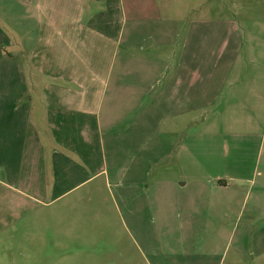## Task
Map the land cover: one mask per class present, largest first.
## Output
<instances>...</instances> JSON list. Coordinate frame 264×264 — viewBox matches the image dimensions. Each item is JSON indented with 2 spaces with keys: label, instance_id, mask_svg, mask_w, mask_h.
<instances>
[{
  "label": "crops",
  "instance_id": "0c3cea01",
  "mask_svg": "<svg viewBox=\"0 0 264 264\" xmlns=\"http://www.w3.org/2000/svg\"><path fill=\"white\" fill-rule=\"evenodd\" d=\"M4 1L0 264H82L101 249L106 189L122 203L147 192L157 214L178 206L214 264H264V138L181 130L213 60L193 54L197 22L180 51L182 0Z\"/></svg>",
  "mask_w": 264,
  "mask_h": 264
},
{
  "label": "rangeland",
  "instance_id": "374dc122",
  "mask_svg": "<svg viewBox=\"0 0 264 264\" xmlns=\"http://www.w3.org/2000/svg\"><path fill=\"white\" fill-rule=\"evenodd\" d=\"M187 3L192 8L190 14H184ZM8 6L10 1L5 0L4 8ZM181 9L183 14L178 21L184 26L180 42L177 38L180 51L185 53L184 43L189 38L192 21L199 25L193 54L200 60L213 57L208 64L209 74L199 80V83L208 81L210 94L205 99L199 98V108L192 113L197 123L187 130L181 126L183 135L197 131L228 138L244 135L264 138V0H182ZM135 17L141 24L144 22V14ZM230 58L236 61L227 62ZM200 69L201 63L199 73H202ZM204 101H210L209 107L202 106ZM180 118L184 124L189 121L188 116ZM204 145L199 150V162L203 151H208ZM218 152L223 160L227 152L219 149ZM152 177L148 176V184ZM140 193L143 194L140 190L126 192V202L122 203L114 189L103 191L100 238L92 245L101 249L87 250L80 263L214 264L202 251L205 234L185 238L190 224L178 206L172 204L171 211L157 214L154 207H149L150 195ZM195 217L196 229H203V215ZM231 253L232 250L229 256Z\"/></svg>",
  "mask_w": 264,
  "mask_h": 264
}]
</instances>
